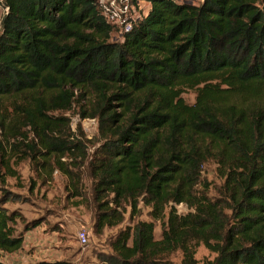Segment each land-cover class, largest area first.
Segmentation results:
<instances>
[{"label": "trees", "instance_id": "1", "mask_svg": "<svg viewBox=\"0 0 264 264\" xmlns=\"http://www.w3.org/2000/svg\"><path fill=\"white\" fill-rule=\"evenodd\" d=\"M130 1L150 7L121 32L100 0H4L0 253L22 250L42 226L4 207L16 198L2 187L19 177L12 160L46 180L62 173L81 196L75 170L89 158L65 116L77 108L98 123L87 162L96 233L150 209L151 221L119 231L101 264H174L177 252L199 264L200 245L215 255L204 264H264V0ZM209 162L224 180L216 198L203 179Z\"/></svg>", "mask_w": 264, "mask_h": 264}, {"label": "rangeland", "instance_id": "2", "mask_svg": "<svg viewBox=\"0 0 264 264\" xmlns=\"http://www.w3.org/2000/svg\"><path fill=\"white\" fill-rule=\"evenodd\" d=\"M192 2L198 3L199 0ZM148 7L147 3H142L137 10V16L140 17V13L146 11ZM6 13L4 0H0V33L2 20ZM115 36L119 35L115 34ZM196 97L195 91H186L183 94V99L189 105L195 103ZM77 111L76 108L66 113L65 116L72 119L71 135L74 138L79 137L83 141L90 159L100 145L98 123L90 119L82 121L77 115ZM89 159L83 164L80 162V168L75 170L78 171L76 180L79 181L77 185L80 197H75L74 181L62 173L55 172L52 178L46 180V176L29 160L23 162L12 160L10 162L19 177H6L5 185L1 184L4 189L16 197L15 201L7 203L4 207L10 212H20L28 222L42 221L41 227L46 228V231L43 232L46 233V236L43 239L47 240L35 247L28 246L27 250L25 249V252L19 255V259L32 258L30 264L57 261H65L67 264H101L100 257L113 254L110 244L119 231L133 227L138 221H151L150 209L141 205V214L134 220L130 218L128 210L123 224L114 228H105L101 233H96L94 229L96 207L93 202V179L87 168ZM0 171L4 173L5 169L2 168ZM203 179L210 185L209 196L216 198L224 180L215 162L205 165ZM178 211L183 214L187 212V209L181 205L178 207ZM23 227L22 223H18L19 232ZM81 232H85L88 237V242L85 245L79 240ZM154 234L156 240L161 239L160 223H156ZM39 236L42 234L40 233ZM5 255V253H0V260H3ZM214 257L215 255L211 254L203 245L197 248L195 258L199 264L213 260ZM182 258L180 252L169 257L174 264H181Z\"/></svg>", "mask_w": 264, "mask_h": 264}, {"label": "built area", "instance_id": "3", "mask_svg": "<svg viewBox=\"0 0 264 264\" xmlns=\"http://www.w3.org/2000/svg\"><path fill=\"white\" fill-rule=\"evenodd\" d=\"M172 1L183 2V0ZM142 3L145 2L139 1L135 5L132 4L130 0H100L101 8L107 20L121 29V32H129L132 29L133 22L140 18L137 16V10ZM79 240L83 245L87 244L88 237L85 232L79 233ZM33 264L48 263L38 262Z\"/></svg>", "mask_w": 264, "mask_h": 264}, {"label": "crops", "instance_id": "4", "mask_svg": "<svg viewBox=\"0 0 264 264\" xmlns=\"http://www.w3.org/2000/svg\"><path fill=\"white\" fill-rule=\"evenodd\" d=\"M192 1L193 0H183L182 3H185L186 2V3H192V4H195L196 5V4L200 3L202 0H199L198 3H194ZM149 7H150V5H149ZM45 231H46V228L40 226V227L36 228L35 230L27 233L25 235L23 249L20 250V251H18V252H16V253H12V254L5 253L6 254L5 257L3 258V260L1 259V261H3L6 264H30L32 258L25 259V260H21V259H19V255L23 254L25 252V249L28 246L29 247H31V246L32 247H35V246H38V245H41L42 243H44V241L47 240L46 238L43 239L46 236V233H43ZM40 233L42 234V236H39ZM1 254H4V253H1Z\"/></svg>", "mask_w": 264, "mask_h": 264}]
</instances>
